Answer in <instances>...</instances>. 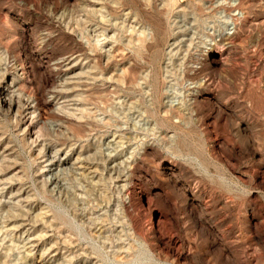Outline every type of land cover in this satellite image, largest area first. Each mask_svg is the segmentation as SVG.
Segmentation results:
<instances>
[{
  "label": "rangeland",
  "instance_id": "obj_1",
  "mask_svg": "<svg viewBox=\"0 0 264 264\" xmlns=\"http://www.w3.org/2000/svg\"><path fill=\"white\" fill-rule=\"evenodd\" d=\"M0 264H264V0H0Z\"/></svg>",
  "mask_w": 264,
  "mask_h": 264
}]
</instances>
